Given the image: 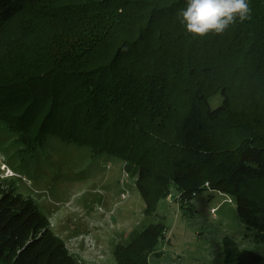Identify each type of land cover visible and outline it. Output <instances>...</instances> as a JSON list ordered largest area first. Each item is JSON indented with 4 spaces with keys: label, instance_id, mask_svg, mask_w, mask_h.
Wrapping results in <instances>:
<instances>
[{
    "label": "trees",
    "instance_id": "16d2710c",
    "mask_svg": "<svg viewBox=\"0 0 264 264\" xmlns=\"http://www.w3.org/2000/svg\"><path fill=\"white\" fill-rule=\"evenodd\" d=\"M248 4L249 19L193 36L185 0H0V120L21 151L58 139L133 166L147 215L172 186L181 205L226 192L264 243V0ZM16 187L0 177V264H80ZM164 238L162 222L132 230L116 264H150Z\"/></svg>",
    "mask_w": 264,
    "mask_h": 264
},
{
    "label": "rangeland",
    "instance_id": "374dc122",
    "mask_svg": "<svg viewBox=\"0 0 264 264\" xmlns=\"http://www.w3.org/2000/svg\"><path fill=\"white\" fill-rule=\"evenodd\" d=\"M20 148L16 134L0 120V177L11 176L16 190L34 199L80 264H116L115 243L154 222L164 224L165 238L150 264H235L241 249L263 255L264 264V243L253 240L255 229L240 218L226 192L202 189L181 205L172 186L147 215L135 184L137 170L125 169L118 158L93 156L86 145L58 139L29 152ZM227 238L235 242L230 255Z\"/></svg>",
    "mask_w": 264,
    "mask_h": 264
},
{
    "label": "clouds",
    "instance_id": "9594fccd",
    "mask_svg": "<svg viewBox=\"0 0 264 264\" xmlns=\"http://www.w3.org/2000/svg\"><path fill=\"white\" fill-rule=\"evenodd\" d=\"M248 0H185V7L177 16L186 31L193 36H205L209 32L223 33L239 18H250Z\"/></svg>",
    "mask_w": 264,
    "mask_h": 264
},
{
    "label": "built area",
    "instance_id": "2783aa9c",
    "mask_svg": "<svg viewBox=\"0 0 264 264\" xmlns=\"http://www.w3.org/2000/svg\"><path fill=\"white\" fill-rule=\"evenodd\" d=\"M122 196H124L123 194H122ZM216 209V207H212L211 208V211H214Z\"/></svg>",
    "mask_w": 264,
    "mask_h": 264
}]
</instances>
